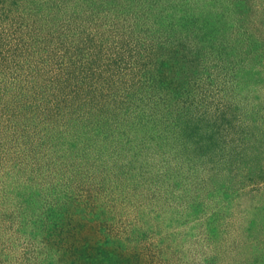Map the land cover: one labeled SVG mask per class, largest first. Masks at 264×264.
I'll list each match as a JSON object with an SVG mask.
<instances>
[{
  "label": "rangeland",
  "instance_id": "1",
  "mask_svg": "<svg viewBox=\"0 0 264 264\" xmlns=\"http://www.w3.org/2000/svg\"><path fill=\"white\" fill-rule=\"evenodd\" d=\"M263 234L264 0H0V264H242Z\"/></svg>",
  "mask_w": 264,
  "mask_h": 264
},
{
  "label": "trees",
  "instance_id": "2",
  "mask_svg": "<svg viewBox=\"0 0 264 264\" xmlns=\"http://www.w3.org/2000/svg\"><path fill=\"white\" fill-rule=\"evenodd\" d=\"M264 236V234H263ZM263 248L261 251H259V253H256L255 249L254 248H249L252 252H250L251 256H253V258L251 257L250 259H246L244 258V261L242 264H264V256H263V253H264V241L262 243H260V249ZM158 264H161V262Z\"/></svg>",
  "mask_w": 264,
  "mask_h": 264
}]
</instances>
